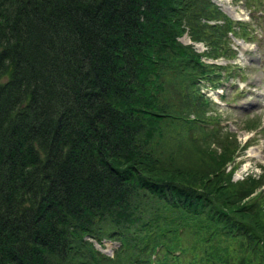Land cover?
<instances>
[{
  "label": "trees",
  "instance_id": "16d2710c",
  "mask_svg": "<svg viewBox=\"0 0 264 264\" xmlns=\"http://www.w3.org/2000/svg\"><path fill=\"white\" fill-rule=\"evenodd\" d=\"M250 15L0 0V264H264V176L232 179L241 144L201 89L235 68L202 55L234 57Z\"/></svg>",
  "mask_w": 264,
  "mask_h": 264
},
{
  "label": "rangeland",
  "instance_id": "374dc122",
  "mask_svg": "<svg viewBox=\"0 0 264 264\" xmlns=\"http://www.w3.org/2000/svg\"><path fill=\"white\" fill-rule=\"evenodd\" d=\"M211 1L231 20L251 19L252 9L253 21L258 23L257 38L248 36L244 41L227 34L231 40L230 45L237 48L234 57L219 55L212 58L202 55L206 62L222 65L221 69L223 65H235V69L219 73L216 85L202 81L204 85H201V89L204 87L206 94L214 101L222 100L220 104L209 107L208 113L213 114L215 125L222 126L221 132L225 133L223 136H227L233 144L247 141L236 157L239 164L231 173L232 179H240L247 174L259 178L264 176V0H257L254 9L248 7L251 0ZM178 40L183 44L191 43L187 32L178 36ZM192 44L199 52L208 49L203 41ZM229 72L233 74L227 79ZM259 122L260 126L257 127ZM94 243L108 255H112L118 246L117 241L108 239H103L101 243L94 240Z\"/></svg>",
  "mask_w": 264,
  "mask_h": 264
}]
</instances>
